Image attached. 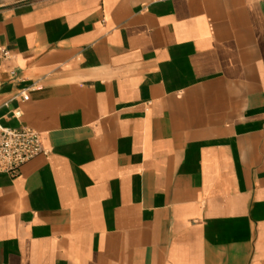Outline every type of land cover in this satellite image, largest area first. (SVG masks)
Instances as JSON below:
<instances>
[{"label": "crops", "instance_id": "obj_1", "mask_svg": "<svg viewBox=\"0 0 264 264\" xmlns=\"http://www.w3.org/2000/svg\"><path fill=\"white\" fill-rule=\"evenodd\" d=\"M0 123V264H264V0H0Z\"/></svg>", "mask_w": 264, "mask_h": 264}, {"label": "built area", "instance_id": "obj_2", "mask_svg": "<svg viewBox=\"0 0 264 264\" xmlns=\"http://www.w3.org/2000/svg\"><path fill=\"white\" fill-rule=\"evenodd\" d=\"M8 57V51H3ZM22 99L28 100L29 95L22 92ZM14 116L21 117V111L15 110ZM40 132L29 127H8L0 123V172L16 178L21 167L41 153H46Z\"/></svg>", "mask_w": 264, "mask_h": 264}]
</instances>
